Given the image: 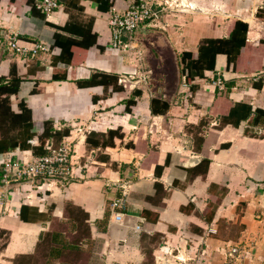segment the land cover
<instances>
[{
    "label": "crops",
    "instance_id": "obj_1",
    "mask_svg": "<svg viewBox=\"0 0 264 264\" xmlns=\"http://www.w3.org/2000/svg\"><path fill=\"white\" fill-rule=\"evenodd\" d=\"M183 1L196 10L142 26L124 52L109 47L108 21L128 0H58L46 16L28 0H0V79L17 82L11 111L30 116L0 138V184L7 160L64 140L75 176L8 190L0 264H264V0ZM236 22L247 32L235 63L217 54L213 70L183 80V53L197 59L204 39L229 38ZM7 33L26 55L7 48ZM35 44L45 50L32 57ZM94 74L117 83L78 85ZM124 75L145 82L124 85ZM153 99L168 110L154 114ZM45 123L68 134L44 147ZM109 131L122 138L102 146Z\"/></svg>",
    "mask_w": 264,
    "mask_h": 264
},
{
    "label": "built area",
    "instance_id": "obj_2",
    "mask_svg": "<svg viewBox=\"0 0 264 264\" xmlns=\"http://www.w3.org/2000/svg\"><path fill=\"white\" fill-rule=\"evenodd\" d=\"M34 7L46 16L58 9L59 3L58 0H38L35 2ZM195 10V7L190 2L182 3V0H128V6L123 12L119 13L114 9L111 10L108 21L110 32L109 47L124 52L130 51L133 47L129 42L124 41V37H128L131 40L133 39L134 32L142 26L154 27L155 22L167 12L183 14L191 13ZM4 40L10 51L21 55L27 54V49L18 45L16 34L7 33L4 35ZM43 50H45V47L41 44H35L31 56L34 57L39 51ZM182 78L185 80L184 76ZM251 80L256 81L257 78L255 77ZM118 82L124 85L132 83L133 86H139L145 82V77L135 79L133 75H124L119 77ZM213 84L220 91L225 89L223 81L218 77L214 80ZM46 149L47 154L43 156H33L24 162L14 159L3 163L0 184V206L7 199L8 190L15 185L27 182L35 185L39 183L47 186L65 187L74 180L72 163L73 144L64 140L60 144L49 146ZM114 187L121 189L122 193H125L128 188L127 183L122 181H117ZM120 201L121 199L115 200L113 208H117ZM25 202H30V199H26ZM116 219L119 221L120 215H117ZM136 229L139 230L140 227H136ZM210 232L213 231L210 230ZM237 252L238 250L233 248L230 250V255H235ZM176 261L179 264H183L179 258H176Z\"/></svg>",
    "mask_w": 264,
    "mask_h": 264
},
{
    "label": "trees",
    "instance_id": "obj_3",
    "mask_svg": "<svg viewBox=\"0 0 264 264\" xmlns=\"http://www.w3.org/2000/svg\"><path fill=\"white\" fill-rule=\"evenodd\" d=\"M34 7L33 0H28ZM35 8V7H34ZM258 17L264 18V9L257 12ZM247 32V24L243 22H236L235 28L231 35L227 39H204L199 46V54L197 59H193L191 53H183L181 57V63L183 64L181 73L185 77V81L190 82L196 77H202L206 70L214 69L215 57L217 54H224L227 56L229 64L235 63L239 54V50L245 44V35ZM264 42V40H263ZM17 83V82H16ZM6 85L2 79H0V138H5L10 130V127L14 125L20 126L23 122L29 121V114L22 113L16 115L10 108V96L17 92V84ZM117 78L105 74H94L87 81L79 82V86H108L116 85ZM169 108L167 102L153 99L151 101V109L154 114H163ZM227 119H225L226 122ZM12 125V126H11ZM68 132L54 131L49 123H45L44 132L41 136L42 146L45 147L47 141L54 140V143L60 142ZM94 135H91V137ZM115 138H122V134L119 131H109L106 135L102 136V146H112ZM98 139L100 137L98 136ZM90 136L87 138V143L93 145ZM97 144V143H96ZM98 145V144H97ZM94 144V146H97ZM42 148V147H40ZM47 153V150H46Z\"/></svg>",
    "mask_w": 264,
    "mask_h": 264
},
{
    "label": "rangeland",
    "instance_id": "obj_4",
    "mask_svg": "<svg viewBox=\"0 0 264 264\" xmlns=\"http://www.w3.org/2000/svg\"><path fill=\"white\" fill-rule=\"evenodd\" d=\"M182 3H184V1ZM184 14H186V13H184Z\"/></svg>",
    "mask_w": 264,
    "mask_h": 264
}]
</instances>
